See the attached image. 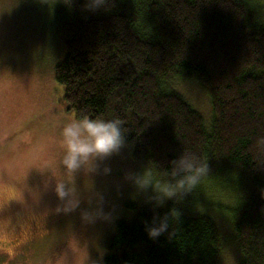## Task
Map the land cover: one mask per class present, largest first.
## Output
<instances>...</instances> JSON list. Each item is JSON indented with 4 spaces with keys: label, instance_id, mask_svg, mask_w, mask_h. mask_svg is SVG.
Listing matches in <instances>:
<instances>
[{
    "label": "trees",
    "instance_id": "obj_1",
    "mask_svg": "<svg viewBox=\"0 0 264 264\" xmlns=\"http://www.w3.org/2000/svg\"><path fill=\"white\" fill-rule=\"evenodd\" d=\"M46 1L60 6L61 54L53 79L63 86L68 110L119 117L134 159L161 171L186 150L207 158L202 183L228 181L225 211L238 264H264L261 6L250 0H107L90 12L86 0ZM175 79L206 93L210 130L173 89ZM197 189L157 210L127 204L132 215L115 221L103 264H215L223 241ZM173 210L168 231L150 239L146 225Z\"/></svg>",
    "mask_w": 264,
    "mask_h": 264
},
{
    "label": "rangeland",
    "instance_id": "obj_2",
    "mask_svg": "<svg viewBox=\"0 0 264 264\" xmlns=\"http://www.w3.org/2000/svg\"><path fill=\"white\" fill-rule=\"evenodd\" d=\"M250 1L264 12V0ZM59 13L55 1L0 0V264H98L115 221L132 215L126 205L153 208L145 202L151 193H138L125 179L147 166L132 156V143L97 160L94 172L81 168L68 177L60 164V129L74 115L63 86L53 79L61 54ZM172 86L209 126L212 109L203 89L179 79ZM56 178L75 187L81 201L75 211H56L63 206L53 190ZM226 183L213 179L197 191L208 200L202 210L214 219L223 241L215 264H238L225 211L231 203ZM98 196L109 218L87 223L81 213L96 208Z\"/></svg>",
    "mask_w": 264,
    "mask_h": 264
},
{
    "label": "clouds",
    "instance_id": "obj_3",
    "mask_svg": "<svg viewBox=\"0 0 264 264\" xmlns=\"http://www.w3.org/2000/svg\"><path fill=\"white\" fill-rule=\"evenodd\" d=\"M71 4L72 0H65ZM107 0H86V11L94 12L104 8ZM122 120L116 118L96 117L88 115L73 116L67 120L60 129L61 145L63 153L60 164L68 177L80 170L88 172L96 170V161L103 160L118 153L124 144V129ZM207 158L198 156L191 151H184L176 159L170 161L166 170H159L154 163H149L140 172L126 173L125 179L131 182L138 193H151L145 202L153 208L163 207L167 201L179 199L183 195L191 193L202 183L208 173ZM105 173L110 169L105 168ZM54 192L63 204L56 209L65 213L75 211L80 206V199L74 186L66 185L63 179H55ZM103 197H97V207L81 213L82 219L87 223H94L97 219H108L109 214L103 211ZM176 212L160 216L158 219L146 225V233L150 239H157L168 231L170 217L174 218ZM103 250L100 251L102 264Z\"/></svg>",
    "mask_w": 264,
    "mask_h": 264
}]
</instances>
